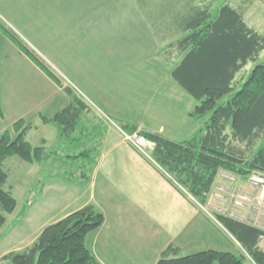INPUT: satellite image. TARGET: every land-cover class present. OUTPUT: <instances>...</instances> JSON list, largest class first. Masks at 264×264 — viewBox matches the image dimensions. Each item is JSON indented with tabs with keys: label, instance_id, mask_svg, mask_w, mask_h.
<instances>
[{
	"label": "trees",
	"instance_id": "16d2710c",
	"mask_svg": "<svg viewBox=\"0 0 264 264\" xmlns=\"http://www.w3.org/2000/svg\"><path fill=\"white\" fill-rule=\"evenodd\" d=\"M181 25L188 35L171 46L180 56L171 77L196 102L189 116L203 118L209 114V117L192 136L179 143L157 134L139 133L154 144L153 160L174 183L203 204L218 171L240 178L264 173V61L260 60L264 36L248 27L242 13L228 4L212 12L207 8L195 9L182 19ZM0 28L49 78L59 83L13 34L1 25ZM248 64L251 67L238 80L237 76ZM64 92L70 97L69 105L52 119H41L44 124L53 123L61 139H67L77 129L81 114L88 109L69 87ZM122 127L126 133L136 131L132 126ZM32 128L18 120L12 125L14 135L4 131L0 136V229L5 215L16 208L11 190L5 187L8 173L3 162L17 157L33 164L44 153L43 148L32 147L26 140V133ZM216 220L254 264H264V250L259 247L262 231L223 216H216ZM103 221V214L87 205L45 226L30 247L10 252L1 261L99 264L86 248L85 240ZM156 264H242V257L216 250L180 257L177 248L170 245Z\"/></svg>",
	"mask_w": 264,
	"mask_h": 264
},
{
	"label": "crops",
	"instance_id": "0c3cea01",
	"mask_svg": "<svg viewBox=\"0 0 264 264\" xmlns=\"http://www.w3.org/2000/svg\"><path fill=\"white\" fill-rule=\"evenodd\" d=\"M4 83L27 86L28 92L19 102H13L12 98L2 95ZM64 86L49 78L0 28V136L4 131L14 135L11 130L16 119L23 120L25 125H32L30 120L36 119L25 137L32 147H41L44 151L38 162L27 164L9 157L3 162V168L13 159L19 166L31 169L28 174L33 180L37 177L34 182L40 191L37 207L41 212L37 213L53 215L49 219L44 217L32 232L29 243H23V232L19 230L21 242L0 251V264H7L1 261L4 255L30 247L45 226L87 205L104 217L102 225L85 240L86 248L99 264H156L170 245L177 248L180 257L205 250L218 251L216 243L221 239L216 223L154 160L139 154L122 138V125H127L135 127V132L182 142L202 127L189 116L195 103L185 98L186 111L167 113L152 123L122 121L112 113L94 111L85 104L88 109L81 114L77 129L67 139H61L57 127L53 123L44 124L41 119L50 120L69 105L70 97L64 92ZM18 103L19 110L15 111L12 108ZM33 133H37L38 138L32 143L28 138ZM49 155L54 158L45 160ZM46 167L52 169L46 170ZM50 190L53 191L52 199L42 201ZM66 194L68 198L59 204L60 208L57 201L60 197L64 199ZM31 206L30 203L27 212L16 216V224L18 220L25 221ZM57 210L61 212L56 213ZM14 212L5 215L3 227ZM17 227L11 228V235L18 231ZM1 235L0 239L7 237Z\"/></svg>",
	"mask_w": 264,
	"mask_h": 264
},
{
	"label": "rangeland",
	"instance_id": "374dc122",
	"mask_svg": "<svg viewBox=\"0 0 264 264\" xmlns=\"http://www.w3.org/2000/svg\"><path fill=\"white\" fill-rule=\"evenodd\" d=\"M224 4L241 12L247 26L264 36V0H0V25L63 83V88L69 87L94 111L113 114L122 121L152 123L167 113L186 111L185 98L196 105L171 78L170 68L180 60L171 46L188 35L181 21L191 11L207 8L212 12ZM260 60L264 61V51ZM250 67L248 64L237 79ZM27 89L24 85L1 86L3 97L12 98L13 102L26 96ZM19 107L20 103L14 104L12 109L16 111ZM208 115L194 120L203 126ZM30 121L34 125L36 119ZM115 122L121 124L119 120ZM37 136L33 133L28 139L33 143ZM54 148L51 147V152ZM52 158L45 156V160ZM15 160L6 163L5 187L11 190L17 204L0 233V237L7 236L0 239V248L3 247L0 251L21 242L19 230L23 232V243H29L44 217H53L37 213L41 212L37 207L40 191L34 182L37 177L33 180L28 174L31 169L19 166ZM52 197L50 190L41 200L47 202ZM67 198L68 194L59 198L60 208L59 204ZM30 203L25 221L17 219L19 225L16 224V216L27 212ZM14 225L18 231L11 235ZM216 226L221 239L216 243L217 250L242 257V264H252L240 244L221 226ZM259 247L264 250V237Z\"/></svg>",
	"mask_w": 264,
	"mask_h": 264
},
{
	"label": "built area",
	"instance_id": "2783aa9c",
	"mask_svg": "<svg viewBox=\"0 0 264 264\" xmlns=\"http://www.w3.org/2000/svg\"><path fill=\"white\" fill-rule=\"evenodd\" d=\"M122 138L139 154L152 160L154 144L143 135L122 132ZM187 195L211 219L223 216L257 228L264 234V173L240 178L220 170L210 189L205 193L203 204Z\"/></svg>",
	"mask_w": 264,
	"mask_h": 264
}]
</instances>
